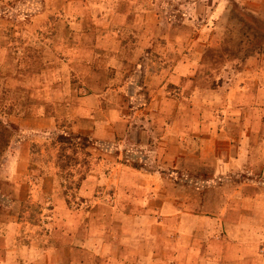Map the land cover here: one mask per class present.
<instances>
[{"label": "crops", "instance_id": "0c3cea01", "mask_svg": "<svg viewBox=\"0 0 264 264\" xmlns=\"http://www.w3.org/2000/svg\"><path fill=\"white\" fill-rule=\"evenodd\" d=\"M65 1L66 14L51 36L57 67L42 69L46 83L34 85L35 107L17 119L1 157L0 264H264L256 253L262 233L244 226L246 238L235 240L233 225L223 237L216 234L218 221L231 216L229 201L218 213H206L190 207L184 191L175 193L173 183H186L178 176L181 164L193 154L210 165L220 137L202 138L200 98H193L187 115L189 100L165 90L191 71L180 46L186 39L180 21L185 22L184 8L191 2ZM210 1L215 13L226 9L225 0ZM174 2L183 9L169 11ZM161 26L165 36L157 34ZM161 38H166L164 51H159ZM159 54L166 59L157 63ZM174 56L178 63L172 68L167 62ZM43 104L53 105V111L46 112ZM233 110L239 128L227 134V149L238 154L222 162L243 165L258 152L264 174V129H253L246 113ZM59 132L95 141L103 154L94 169L76 179L73 193L55 192L57 155L40 161L38 154L47 152L45 142ZM27 198L46 206L35 213L23 209Z\"/></svg>", "mask_w": 264, "mask_h": 264}, {"label": "rangeland", "instance_id": "374dc122", "mask_svg": "<svg viewBox=\"0 0 264 264\" xmlns=\"http://www.w3.org/2000/svg\"><path fill=\"white\" fill-rule=\"evenodd\" d=\"M225 1L226 9L221 10L220 14L214 12L210 0H198L197 3L187 0L188 3L191 2V6L186 5L184 8L187 13L185 22L180 21L181 37L186 38L180 46L186 48V60L189 61L191 71L178 83H168L165 90L172 98L184 97L191 101L184 103L187 115L193 111V98H200L201 102L196 107L200 110V115L202 114V138L212 136L211 133L213 136L219 133L220 137L214 142L217 150L211 157L213 160L210 165L201 164L191 154L178 171V176L186 179V183L179 180L171 183L175 184V193L184 191L190 207L196 210L218 213L229 201L231 216L225 221H218L216 234L223 237L222 231L225 232L227 226L234 225L237 228L231 237L244 241V226L252 227L258 235L262 233L257 238L260 240L256 248L260 257L264 256V174L258 162L259 153L254 152L250 162L243 165L233 162V159L227 165L221 158L228 155L235 159L238 154L233 147L230 151L227 149L230 148L227 134L239 128V121L233 117L234 107L250 117L249 124L253 129H264V0ZM65 2L0 0V121L10 131L9 142L17 129V119L28 116L31 108L35 107L31 102V96L35 93L34 85L46 83V71L42 69L57 67L53 64L56 57L50 50L53 44L51 36L56 31L57 19L66 14ZM162 2L166 4L168 0ZM172 5H168L169 11L183 9L176 3ZM92 11H95L94 8ZM173 13L179 19V14ZM161 28L162 30H156L157 34L165 36V27ZM161 41L159 51H164L162 48H166V38H161ZM201 52L204 62H200ZM165 59L166 57L159 54L154 60L159 63ZM168 60L167 64L172 68L178 63L176 56ZM197 63L203 66H197ZM242 95L244 100L239 101ZM42 106L46 112L53 111V105ZM24 113L27 115H22ZM58 124L61 129L67 130L66 120H61ZM59 134L62 133H55L45 142L47 152L39 151L38 154L40 161L51 160L57 155L56 161L60 170L55 192L73 193L76 179L94 169L93 163L102 158L103 154L100 152L99 143L88 139L74 140L73 146L60 144ZM256 137L251 139L253 143L258 140ZM210 154L206 153L208 157ZM34 172L38 174L37 170ZM0 189H5L1 181ZM22 193H26L25 188ZM30 199L22 202L23 209L35 213L46 206V201L34 204ZM94 203L91 199L90 204ZM1 207L3 205L0 201ZM38 218L36 214L33 215L35 221ZM210 236L214 237L207 235L204 238Z\"/></svg>", "mask_w": 264, "mask_h": 264}, {"label": "trees", "instance_id": "16d2710c", "mask_svg": "<svg viewBox=\"0 0 264 264\" xmlns=\"http://www.w3.org/2000/svg\"><path fill=\"white\" fill-rule=\"evenodd\" d=\"M10 131L7 128V126L2 123L0 121V156L3 155L6 147L8 146L9 140L8 137L10 136ZM10 138V137H9ZM76 138H79L78 136H74V135H68L65 133L59 134L58 135V141L59 143H63V144H69V146H73L74 144V140H76ZM86 138H81V140H85Z\"/></svg>", "mask_w": 264, "mask_h": 264}]
</instances>
